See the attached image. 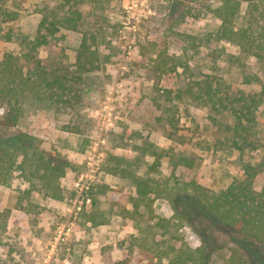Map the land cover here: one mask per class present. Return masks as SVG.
Instances as JSON below:
<instances>
[{
	"label": "rangeland",
	"instance_id": "rangeland-1",
	"mask_svg": "<svg viewBox=\"0 0 264 264\" xmlns=\"http://www.w3.org/2000/svg\"><path fill=\"white\" fill-rule=\"evenodd\" d=\"M218 2L153 0L150 11L138 6L130 12H126L129 0L77 4L82 16L77 27L60 29L37 48L32 60L25 61L18 39L35 33L38 8L48 3L65 10L74 2L0 0V59L5 52H12L21 57V64L31 74L37 63L66 74L78 94L69 103L29 104L16 124H0V138L29 132L45 151L58 152L73 164L59 179L63 190L59 200L32 188L16 170L7 184H0V264H116L124 258L126 264H165V258L160 263L152 256L157 249L150 237L148 244L133 241L137 225L121 215V209L130 208L134 189L128 180L104 170L107 157L116 154L131 162L139 157L134 166L145 175L154 160L149 150H157L161 157L149 174L173 176L179 181L193 179L212 190L227 187L243 174L244 164L260 159L264 152V97L252 113L249 132L240 133L241 137L233 128L237 119L230 110L216 111L184 95L166 102L169 115L150 98L157 95L148 76L159 52L185 62V66L164 73L158 84L172 93L204 78L220 94H254L261 86L264 92V59L215 38L220 20L212 8ZM240 2L235 19L238 25L249 5L248 0ZM186 34L197 38L192 41ZM82 35L87 36L89 49L96 51L98 67L80 73L76 84V53ZM248 76L250 81H246ZM4 109L0 103V119ZM93 152L97 173L90 196L96 184L105 183L109 189L97 196L95 204L91 197L87 206L72 211L73 182L86 171ZM153 210L163 217H174L176 211L185 215L177 232H172L181 240L169 238V244L196 247L202 237L212 250V264H223L232 247L250 264H264V244L243 239L207 216L189 193L173 199L155 198ZM154 232L158 239L159 231Z\"/></svg>",
	"mask_w": 264,
	"mask_h": 264
},
{
	"label": "trees",
	"instance_id": "trees-1",
	"mask_svg": "<svg viewBox=\"0 0 264 264\" xmlns=\"http://www.w3.org/2000/svg\"><path fill=\"white\" fill-rule=\"evenodd\" d=\"M102 1L108 0H73L74 4L65 10L60 5L43 3L38 8L40 17L33 36L24 34L18 39L23 59L32 60L37 48L60 29L74 30L77 27L82 16L75 5L84 2L99 4ZM248 4L244 21L238 25L235 19L239 13L240 0H219L212 8V13L220 20L213 34L217 40L225 39L237 45L244 54L263 60L264 0H248ZM185 36L192 41L197 38L190 34ZM87 40V36L82 35L78 45L76 70L79 74L73 80L76 84L80 82V73L98 67L96 51L89 49ZM152 61L148 77L152 79L157 95L150 98L157 107L170 115L171 110L166 106V102L187 95L198 99L204 105H210L216 111L230 110L237 119L233 126L236 133L241 137L240 133L249 132L252 113L264 97L263 86L254 94H220L212 82L204 78L172 93L171 89L161 88L158 84L164 73L174 71L178 66H185V62L180 57L165 52H159ZM69 79L66 74L47 70L38 63L31 74L29 69H24L19 55L5 52L0 59V103L5 105L0 124H16L29 104L44 106L51 103H69L71 97L75 99L78 95L77 88L69 83ZM249 79L248 76L246 81H250ZM241 121L247 124H242ZM233 145L239 147L236 142ZM149 151L154 160L148 165V174L145 175L139 173L134 166L139 157H136L135 162H131L125 156L110 154L103 165L107 173L124 178L133 186L134 195L129 199L130 208L123 206L121 215L131 218L137 225L138 234L133 236L135 243L148 244L150 237L149 241L155 242L153 249H157L152 256L160 263L162 258H165V264H212V250L202 237L201 243L196 247L187 246L182 242L178 247L167 243L169 238L181 240L178 234L172 232H177L181 220L184 219L182 212H174L175 220L174 217L156 215L153 210L155 198L173 199L177 194L189 193L207 216L234 230L243 239H252L264 244V152L257 162L244 164L243 174L232 180L227 187L212 190L193 179L179 181L172 178L173 176H152L149 173L154 172L152 169L159 163L161 153L157 150ZM191 164L189 161L188 165ZM72 167L73 164L60 153L47 152L41 148L39 139L29 132L17 131L0 138V184H7L11 172L16 170L32 188L59 200L63 197L59 179ZM108 189L105 183L96 184L91 192L92 205L96 203L97 196L106 194ZM154 231H159L158 239L155 238ZM126 262L127 259L124 258L116 264ZM223 264L250 263L238 248L232 247L228 255L224 256Z\"/></svg>",
	"mask_w": 264,
	"mask_h": 264
},
{
	"label": "built area",
	"instance_id": "built-area-1",
	"mask_svg": "<svg viewBox=\"0 0 264 264\" xmlns=\"http://www.w3.org/2000/svg\"><path fill=\"white\" fill-rule=\"evenodd\" d=\"M153 0H129L126 6V12H130L133 8L143 6L146 11H150L149 4ZM133 27V26H132ZM96 152H93V158L87 160V169L78 175L73 182L72 189L75 193L73 198H69L72 202V211L79 210L83 206H87L91 201L90 189L95 181L97 173V161L95 159ZM90 157V156H89Z\"/></svg>",
	"mask_w": 264,
	"mask_h": 264
}]
</instances>
